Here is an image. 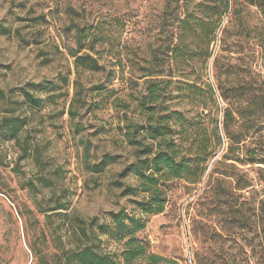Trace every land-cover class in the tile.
<instances>
[{
	"label": "rangeland",
	"instance_id": "rangeland-1",
	"mask_svg": "<svg viewBox=\"0 0 264 264\" xmlns=\"http://www.w3.org/2000/svg\"><path fill=\"white\" fill-rule=\"evenodd\" d=\"M80 2L0 0V88L6 93L5 99L0 98V117L14 114L27 118L19 142L0 130V264H62L63 250L79 243L72 238L68 240L66 212L95 225L108 220L105 217L109 212L121 207L131 212L135 207L133 199L140 198L127 195L124 190L125 184L137 186L138 179L134 175L119 176L133 159V150L117 128L119 119L112 104L105 100L100 108L92 106L75 121L67 113L74 92L73 59L66 52L59 53L55 46L64 51L63 44L73 42V34L66 33L70 19L64 11L68 4L78 6ZM88 2L102 8L128 2L131 8H137L139 15L131 12L129 16L130 28L134 29L128 41L129 56L138 59L147 56L141 51L135 55L133 50L141 42L146 50L149 23L155 18L159 0ZM47 13L45 21L43 14ZM8 27L11 33L5 32ZM18 28L25 38L41 43L25 44L15 33ZM217 34L205 81L215 85L216 55L226 65L234 66L241 76L264 80V16L255 6L243 0H230L229 11ZM46 80L62 86L56 91L60 95L54 104L37 109L22 102L20 88ZM85 81L94 87H115L117 95L134 86L112 80L108 71L87 74ZM142 82L138 91H143ZM105 93L106 89L94 91L95 101L101 100ZM176 96L174 85L168 102H178ZM215 99L217 103L209 106V115L203 120L209 130L215 126L214 118L223 119L224 103L218 95ZM225 147L226 143L220 144L215 159L221 158ZM105 153L114 154L116 162L103 173L90 171L88 164L101 161ZM249 173L255 176L250 169ZM42 176L48 183L55 182L54 189L43 183ZM254 183L250 194L244 197L250 222L245 227L240 214L230 209L237 208L244 199L237 200L233 184L226 183L234 195L224 197L214 193L212 184L207 185V176L197 185L174 179L168 182L165 211L148 216L147 227L139 236L149 242L152 252L179 264H189V253L193 264H264V235L257 226V206L264 195V181ZM58 197L70 202L68 210H50ZM228 197L232 199L226 201ZM95 216L98 220L91 221ZM102 238L104 251L120 250L114 239L105 235ZM52 253L55 255L50 256Z\"/></svg>",
	"mask_w": 264,
	"mask_h": 264
},
{
	"label": "trees",
	"instance_id": "trees-1",
	"mask_svg": "<svg viewBox=\"0 0 264 264\" xmlns=\"http://www.w3.org/2000/svg\"><path fill=\"white\" fill-rule=\"evenodd\" d=\"M243 1L255 6L264 16V0ZM159 2L155 18L149 23L146 50L142 42L133 50L135 55L140 51L142 55L147 54L139 59L129 56L128 41L134 31L130 28L129 16L131 12L136 17L139 15L130 3L102 8L81 0L78 6L68 4L64 11L70 19L65 26L66 33L73 34V42L64 43V51L59 45L55 48L73 59L74 92L67 113L75 121L92 106L100 108L105 100L112 104L119 119L117 128L133 150V159L119 176L134 175L138 179L137 186L125 184L124 190L125 194L140 198L133 199L135 207L131 212L121 207L110 211L105 217L108 220L95 225L66 212L68 240L72 238L79 243L63 250L62 264H179L177 260L152 252L149 242L139 236L147 227L148 216L165 211L168 182L181 179L197 185L207 176V185L212 184L216 195L226 197L235 193L238 200L247 197L254 182L264 181V80L241 76L234 66L226 65L216 55L215 85L205 81L207 64L214 55L211 47L229 11L230 0ZM49 13L43 14L45 21ZM4 30L11 33V27ZM15 33L25 44L41 43L25 38L20 28ZM102 71H108L114 81L134 86L129 92L117 95L115 87L85 83L87 74ZM61 79L67 81V77ZM140 80H143V91H138ZM174 85L178 102L170 104ZM61 87L52 80L27 84L20 88L22 102L37 109L54 104L60 95L56 91ZM103 89L106 93L95 101L94 91ZM216 95L224 103L223 119L214 118L215 126L209 130L203 120L209 115V106L217 103ZM0 98H6L2 88ZM26 123L27 118L21 115L3 116L0 130L19 142ZM223 142L226 143L224 152L220 159H215ZM115 162L114 154L105 153L101 161L88 166L90 171L100 174ZM249 169L255 176L250 175ZM41 180L54 189L53 180L48 183L45 176ZM226 183L233 184L237 191L228 190ZM229 198L232 199L225 200ZM247 202L244 198L237 208L230 207L240 214L245 227L250 223ZM56 203L50 210L69 209V201L58 197ZM257 211V226L264 235V195L258 201ZM94 220L98 216L91 219ZM102 235L114 239L120 250L104 251Z\"/></svg>",
	"mask_w": 264,
	"mask_h": 264
},
{
	"label": "built area",
	"instance_id": "built-area-1",
	"mask_svg": "<svg viewBox=\"0 0 264 264\" xmlns=\"http://www.w3.org/2000/svg\"><path fill=\"white\" fill-rule=\"evenodd\" d=\"M190 249V246L188 245V250ZM190 254V253H189ZM189 254H188V262H189V264H193V262H192V257H191V254H190V256H189Z\"/></svg>",
	"mask_w": 264,
	"mask_h": 264
}]
</instances>
